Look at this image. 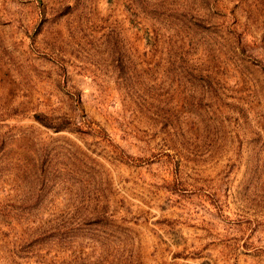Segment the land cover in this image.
Segmentation results:
<instances>
[{
  "label": "rangeland",
  "instance_id": "obj_1",
  "mask_svg": "<svg viewBox=\"0 0 264 264\" xmlns=\"http://www.w3.org/2000/svg\"><path fill=\"white\" fill-rule=\"evenodd\" d=\"M0 264H264V0H0Z\"/></svg>",
  "mask_w": 264,
  "mask_h": 264
},
{
  "label": "trees",
  "instance_id": "obj_2",
  "mask_svg": "<svg viewBox=\"0 0 264 264\" xmlns=\"http://www.w3.org/2000/svg\"><path fill=\"white\" fill-rule=\"evenodd\" d=\"M34 119H36L37 121H41V120H40L41 117H40V116H37V115L34 116Z\"/></svg>",
  "mask_w": 264,
  "mask_h": 264
}]
</instances>
